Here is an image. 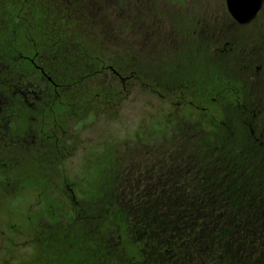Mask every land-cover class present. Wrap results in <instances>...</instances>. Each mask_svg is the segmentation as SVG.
I'll use <instances>...</instances> for the list:
<instances>
[{
	"label": "rangeland",
	"instance_id": "rangeland-1",
	"mask_svg": "<svg viewBox=\"0 0 264 264\" xmlns=\"http://www.w3.org/2000/svg\"><path fill=\"white\" fill-rule=\"evenodd\" d=\"M172 1L182 6L179 11H183L182 13L178 11L173 13L170 1L140 0V8L144 13H140L136 18L139 27L135 44L131 34L130 17L133 0H84V4L81 1L82 5L74 6L78 16L83 17L80 29H84L85 34L94 31L92 37L96 38L98 44L100 43L104 50L115 53L116 56L127 59L133 50L136 55L137 70L146 73L147 67L154 65L152 57H156L161 49L167 47L170 58L173 53L182 49L180 37L185 35L186 31H191L189 18L185 16L193 11V4L184 3V0ZM193 1L199 12V22L195 29L199 33L201 43L204 45L208 42L215 52L210 66L220 70V73L226 75L232 82H237L242 106L234 107L223 103L219 117L210 104H204V98L190 96L195 106H184L180 111L184 119L177 121L176 112L169 115L172 105L167 100L159 98L137 82L133 90L121 100L113 117L99 115L93 118L89 114L84 118L85 120H75V124L68 127L65 140L63 139L68 146L61 152L62 158H65L64 164L56 161L51 169L50 163L41 160L35 150L25 155H15L16 152L11 150L14 152L5 155L4 158L1 157L0 225L3 223V218L9 217L11 221L18 223L24 232L29 233H24L30 238L28 247L31 258H24L27 264H34L33 260L37 256L44 257L47 261L49 255H52L48 251L41 255L39 242L32 240L31 232L34 233L36 229L34 226L39 218L43 217L56 223L57 217L64 214L61 202L47 193L51 186L52 171L55 181H62L63 176L76 181L74 189L78 191L77 194L82 193L83 201L99 198V211L103 215L101 220L84 219L85 213L72 210V214L77 218L81 217V220H71L73 230L70 244L66 249L63 248V243L61 245L56 243L55 264H64L57 262L64 257L70 258L69 264H73L75 259L82 260L87 258L86 254L88 257L94 254L95 247L92 240L99 236H92L97 234V230L94 229L102 222L106 224V232L104 231L102 239L105 241L114 234L112 240L120 241L117 228L112 226L111 210L115 205L124 209L126 218H137V213L132 214L131 209L138 207L140 213L143 209L149 212V207L156 205L157 200L153 196H148L147 187L150 182L147 176L151 175L152 180L157 179V181L165 179L167 175L176 173L178 168L186 166L189 168L191 161L198 163L197 172L200 177L212 176L214 184L203 183V179H200L199 189L201 192L212 190L215 193L216 207L224 205L226 182L223 180L226 174L238 177L244 185L247 181L252 190L264 193V156H261L254 147L255 143L264 141V5L254 22L244 27H237L231 23L226 14L224 0ZM145 3L150 4L148 16L145 13L148 9ZM155 8L166 13L161 11L157 14ZM205 10L210 14L206 18L203 14ZM144 20L146 21L143 23ZM174 33H177L178 50H173L175 46L173 41L176 38L175 35L172 36ZM207 37L210 38L209 41ZM225 42H229L226 47L231 50L220 53L219 49L225 48ZM199 51L200 57L206 59L207 51L200 47ZM193 63L194 66H198L196 60ZM184 73L181 77L179 74V79L183 78L181 83L186 79ZM211 73L213 74V71ZM169 75L170 72H166V77ZM192 75H194L192 79L197 83L198 92L204 93V88L212 85L213 89L226 93L225 89H221V85L215 81V77L209 75L210 78L206 79L197 69ZM166 77L165 79H168ZM157 89L161 88L157 87ZM242 107L248 110L247 116H253V112H256V118L252 123L254 135L243 122ZM203 115L219 117L220 121L231 124L230 130L220 135L213 133L212 127L202 117ZM219 146L221 150L218 149ZM2 155L4 154L0 151V156ZM234 157L238 161L237 164L233 162ZM251 158L256 161L254 165L246 163ZM217 159L219 161H216ZM217 163V171L212 173L210 164ZM55 184L58 185L60 182ZM189 184L191 185V182ZM2 186H5L7 193L3 192ZM164 186L168 187L170 183ZM50 206L52 212L48 208ZM6 207L12 210V214L4 211ZM87 209L88 213L91 208ZM250 214L247 213L243 217L247 224L252 218ZM154 217L158 218L159 215L156 214ZM216 217L219 220L216 231H219L224 228L228 216L221 209L217 211ZM262 218L263 216H260V219ZM79 229L81 231H78ZM83 234L84 236H78ZM147 238L155 246L159 244L158 236L148 235ZM89 240V249L83 251L86 246L81 245ZM205 241L206 237H201L197 247L200 255L214 254L217 258L222 256L224 258L227 248L223 238L219 239L216 236L214 245ZM124 242L123 240V251L118 250L116 253L123 255L121 256L123 260H127L125 257L128 246ZM0 264H2L1 258Z\"/></svg>",
	"mask_w": 264,
	"mask_h": 264
},
{
	"label": "flooded vegetation",
	"instance_id": "flooded-vegetation-1",
	"mask_svg": "<svg viewBox=\"0 0 264 264\" xmlns=\"http://www.w3.org/2000/svg\"><path fill=\"white\" fill-rule=\"evenodd\" d=\"M81 1L84 4V0H47L48 5L42 4L51 11L53 18L59 19L58 23H54L57 20L53 22L57 25H55L57 27L55 28L59 33H63L65 39L70 43L65 48L70 55L69 64L72 63V60L78 58L81 60L87 59L86 56H78L77 52H87L88 49L72 46V37L78 35L85 40L88 38V34L92 36L94 33L93 31L85 34L84 29H80L83 17L78 16V11L75 10L74 5H82ZM166 2L171 3L173 13H175L174 11L179 12L182 8L178 2L172 0H166ZM185 2L193 4V11L185 16L189 18L191 31H186L185 35L180 37L182 39V49L179 52L173 53L168 58V48L161 49L156 57L151 58L154 65L151 64V67H147L146 73L137 70L136 55L133 50L127 59L115 55L118 68L116 70L112 69V72L117 80L123 84V88L127 89L124 91L126 93L124 98L133 90L137 82H140L148 91L155 93L159 98L167 100L172 105V111L169 115L176 112L177 121L184 119L180 112L184 106H195L190 96L198 99L204 98V104H210V107L220 117L219 113H221L223 103L234 107L242 106L240 88L236 81L232 82L226 75H222L220 70L210 66L215 52H213L208 42H205L207 44L204 45L201 43L199 33L195 29L196 24L199 22V12L196 4L193 0L191 2L184 0ZM145 4L148 7L145 10L146 16H148L150 4ZM224 5L231 23L237 27H244L257 19L264 1L257 15L248 23H239L230 14L226 0H224ZM154 6L156 7L155 4ZM140 7V0H133L130 17L134 44L137 28L139 27L136 18L140 13H144V10L142 11ZM161 11L155 8L157 14ZM162 12L166 13V11ZM203 14L205 18L210 15L206 10L203 11ZM174 35L176 38L173 41V44H175L173 50H178L177 33L172 34V36ZM209 40L210 38L207 37V41ZM228 44L229 42H225V48L219 49V52L223 53L231 50V48L226 47ZM199 47L207 51L206 59L200 57ZM41 52H36V57L26 55L22 51L19 53L22 60L34 64V67L41 74L40 77L21 75L20 78L12 82L4 77L0 80V151L4 154L0 158L10 155L14 151L16 152L15 155H25L35 150L41 160L50 163L52 169L56 161L65 162L61 152L68 146L64 141L68 127L75 124V120L78 121V118H86L89 114L93 118L99 117V96L97 97L96 107H94L92 103L89 104V100L93 99L92 96L72 93L73 83H84L86 85V81L53 79L52 75L45 71L43 62L47 59L50 66L54 67L55 63L51 62V60H54V56L46 57L40 54ZM195 60L198 62V66L193 65ZM125 68H127V71L123 72ZM196 69L198 73L202 72L201 76L206 79L215 77V81L221 85V89H225L226 93L213 89L212 85L204 88V93L198 92L196 89L197 83L195 79H192V76H194L192 74ZM211 71H213V74ZM166 72H170L169 77H166ZM183 72H185L186 79L181 83L183 78H179L183 75ZM165 77L168 79H165ZM157 87L161 89H157ZM63 90L65 91L64 95L58 94L59 91ZM62 98L67 103V110L57 111L56 104L61 102ZM77 102L80 104L77 105ZM242 108L243 122L248 126L250 133L254 135L252 123L256 118V112H253V116H247L248 110L245 107ZM212 116L215 115L212 114ZM202 117L208 121L213 133L220 135L230 130L231 124L220 121L219 117H210V115H203ZM210 120L212 121L210 122ZM177 121L175 124H177ZM254 147L258 152L264 153V141L255 143ZM198 170V163L191 161L189 168L187 166L178 168L176 173L167 175L165 179L157 181V179L152 180L151 175L147 176L150 182L147 193L148 196L156 198V205L149 207V212L143 209L140 213L139 207L131 209L132 214L137 213V218H126L124 209L115 205L111 210L113 214L112 226L114 225V228H117V236L121 240L115 242L112 240L114 235L112 234L111 238L104 241L102 237L103 233L106 232V224L102 222L94 229L97 230V234L92 236H99V238L92 240L95 253L90 254V257L86 254L87 258L82 260L75 259L73 264H121L124 262L126 264H264V254H260V249L264 247V193L252 190L247 181L244 185L242 181L238 180V177L226 174L223 180V182H226L224 205L216 207L215 193L212 190L201 192L199 189L200 179H203V183L209 182L211 184H214V180H212V176L200 177ZM51 174V186L47 193L61 202L64 214L57 217L56 223L40 217L36 226H34L36 229L34 233L31 232L33 235L32 240L39 242V249L42 251L40 254L43 255L45 251L52 253L47 261L44 257L37 256L33 260L34 264H55L57 259L54 255L56 243L60 245L63 243L64 249L70 244L73 230L71 220H81V217L77 218L72 214V210L81 214L85 213L84 219H103V215L99 211V198L83 201L82 193L81 195L77 194L78 191L74 189L76 181L70 180L66 176L62 177V181H55L53 171ZM138 177L140 178V175ZM138 180L142 182L141 179ZM55 182H60V184L56 185ZM167 183H170L169 189L164 186ZM3 189V192L7 193L5 186H2ZM48 208L52 212L51 206ZM87 208H91L88 213ZM221 209L228 216L227 222L223 225L224 228L216 231V213ZM4 211L7 214H12L9 207L4 208ZM247 213L252 215L249 224L243 218ZM156 214L159 215L158 218L154 217ZM260 216H263V218L260 219ZM61 217L64 219H61ZM24 233L29 234L24 232L18 223L11 221L9 217L3 218V223L0 225V258L2 264H27L24 258H31L28 247L30 238ZM148 235L158 236L159 244L155 246L147 238ZM78 236H84V234ZM216 236L219 239L223 238L226 244L227 253L224 258H217L214 254L200 255L197 247L201 237H206L205 242L214 245ZM86 237L91 238L90 236ZM204 239L202 238V240ZM123 240L128 246V253L126 252L125 257L127 260H123L121 257L123 255L116 253L118 250L123 251ZM89 243L90 240L81 245L86 246L83 251L89 249ZM57 262L69 264L71 259L64 257L58 259Z\"/></svg>",
	"mask_w": 264,
	"mask_h": 264
},
{
	"label": "trees",
	"instance_id": "trees-1",
	"mask_svg": "<svg viewBox=\"0 0 264 264\" xmlns=\"http://www.w3.org/2000/svg\"><path fill=\"white\" fill-rule=\"evenodd\" d=\"M42 4L48 5L47 0H0V80L4 77L12 82L21 75L40 77L41 74L34 64L22 60L19 53L22 51L26 55L36 57V52L42 51L40 54L46 57L54 56V60H51L55 63L54 67L50 66L47 59L43 62L45 71L52 75L53 79L86 81V85L73 83L72 93L92 96L93 99L89 100V104L92 103L94 107H96L99 96V115L113 117L126 94L124 91L127 90L112 72V69L118 68L115 53L104 50L92 36L84 40L77 35L72 37L71 45L77 48H87V52H77L78 56H86L87 59L78 58L69 64L70 55L65 48L70 43L63 33H59L56 29L57 25L54 23H58L59 19L53 18L51 11ZM126 71L127 68L123 70V72ZM58 94L62 96L65 91H59ZM79 104L77 102V105ZM66 105L65 99L62 98L61 102H57L56 110L66 111ZM94 110L96 111V108ZM84 118H78V120L83 121ZM218 149L222 148L219 146ZM259 154L264 156L261 151ZM234 156L236 157L235 153ZM235 157L233 162L237 164ZM254 162H256L255 159L251 158L246 163L254 165ZM210 165H212L211 172H216L218 163ZM262 253L264 254V247L260 249V254Z\"/></svg>",
	"mask_w": 264,
	"mask_h": 264
},
{
	"label": "water",
	"instance_id": "water-1",
	"mask_svg": "<svg viewBox=\"0 0 264 264\" xmlns=\"http://www.w3.org/2000/svg\"><path fill=\"white\" fill-rule=\"evenodd\" d=\"M264 0H226L230 14L239 23L250 22L259 12Z\"/></svg>",
	"mask_w": 264,
	"mask_h": 264
}]
</instances>
